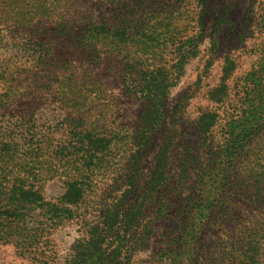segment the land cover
I'll use <instances>...</instances> for the list:
<instances>
[{
  "label": "rangeland",
  "instance_id": "rangeland-1",
  "mask_svg": "<svg viewBox=\"0 0 264 264\" xmlns=\"http://www.w3.org/2000/svg\"><path fill=\"white\" fill-rule=\"evenodd\" d=\"M16 8L21 19L42 8L45 16L24 26L20 18L0 25V122L27 137L21 139L27 147L38 144V139L47 144L42 153L29 154L23 147L13 163L16 179L38 180L44 186L47 204H58L65 192L68 168L52 156L67 141V124L86 120L103 132L134 135L144 104L127 92L126 68L151 70L162 64L180 36L179 27L194 18L207 20L203 45L170 94L168 128L177 119L180 131L195 142L196 122L210 105L208 96L214 88L223 81L229 84V107L241 100V87L250 84L248 75L264 84V0H25ZM227 60L228 76L222 70ZM3 102L9 105L7 112L1 111ZM247 150L249 166L264 174V131ZM155 154L144 166L142 182L154 171ZM104 181L101 175L96 184ZM171 183L169 199L175 179ZM90 196L91 207L96 199ZM167 204L164 215H153L159 205L149 208L150 231L130 264H166L167 252L177 246L173 244L179 225L176 199ZM237 208L240 216L233 228L212 224L201 234V254H211L203 264H225L227 236L222 232L232 231L236 237L244 224L252 228V218L264 212V203L246 196ZM66 209L34 208L26 222L11 226L10 231L21 232L32 245L11 242L0 227V264H68L85 227L77 207L73 218ZM55 222L62 224L54 226Z\"/></svg>",
  "mask_w": 264,
  "mask_h": 264
},
{
  "label": "trees",
  "instance_id": "trees-1",
  "mask_svg": "<svg viewBox=\"0 0 264 264\" xmlns=\"http://www.w3.org/2000/svg\"><path fill=\"white\" fill-rule=\"evenodd\" d=\"M23 3L25 0H0V25L19 21L16 6ZM44 16L42 8L28 17L24 15L20 24H30L35 17L43 20ZM38 23L43 24L40 20ZM206 24L207 20L199 16L179 27L180 36L168 48L162 64L151 70L126 68V90L144 104L134 135L123 137L103 132L86 120L67 124V141L52 156L55 161H64L69 172L58 204L45 203L44 186L38 180L29 183L16 179L17 165L13 164L23 147L29 154L42 153L48 149L47 144L36 137L38 144L27 147L21 141L27 137L18 136L13 126L0 122V227L11 242L33 244L10 228L26 222L34 208L54 210L61 206L73 218V208L77 207L85 230L68 264H130L146 242V230L150 231L149 208L159 205L153 215H164L167 203L176 199L179 225L173 245L177 246L167 252L166 264H203L211 255L201 254L203 231L212 224L233 228L232 223L240 216L237 205L246 196L254 198L256 204L264 203V174H257L249 166L247 150L264 131L262 80L256 84L248 75L250 84L241 87V100L235 99L229 107V84L223 81L214 88L208 96L210 105L196 122L195 142L180 131L177 119L167 127L170 94L186 75L187 66L199 57ZM188 32L192 36H184ZM227 63L228 60L222 69L226 76ZM7 104L3 102L1 111H8ZM154 151V171L146 177L147 182H142L144 166ZM172 169L176 170L171 173ZM101 175L105 181L98 186ZM173 179L176 188L169 199L167 193L174 185ZM90 195L96 199L91 207L87 205ZM252 219V228L244 224L236 237L232 231L222 232L227 236L225 264H264V212ZM61 224L55 222L54 226Z\"/></svg>",
  "mask_w": 264,
  "mask_h": 264
}]
</instances>
